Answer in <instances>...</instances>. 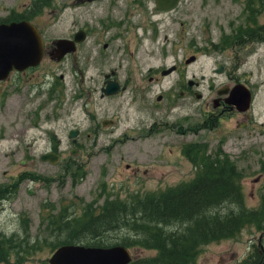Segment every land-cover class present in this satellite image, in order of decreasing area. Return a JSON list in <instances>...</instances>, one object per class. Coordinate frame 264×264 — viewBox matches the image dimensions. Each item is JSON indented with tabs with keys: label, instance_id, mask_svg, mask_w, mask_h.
<instances>
[{
	"label": "rangeland",
	"instance_id": "1",
	"mask_svg": "<svg viewBox=\"0 0 264 264\" xmlns=\"http://www.w3.org/2000/svg\"><path fill=\"white\" fill-rule=\"evenodd\" d=\"M14 1L0 0V15L7 12L3 6L12 5ZM262 1L259 0V8ZM58 2L52 0L51 9L45 11L44 34L49 40L63 33L70 22L79 21L77 9L61 11ZM241 4V0H181L176 10L153 14L156 19H161L158 22L159 40L164 39L166 33V38L178 33L185 42L188 39L195 42L193 50L199 53V58L189 68L195 75L188 76L200 81L202 96L179 98L178 108L164 116L170 122L182 116L179 123H184V126L165 124L148 133L144 125L132 126L136 123L134 117H125L128 106L126 92L112 98L111 102L106 99L99 101L98 98L99 106L108 107L110 113L118 111V131L123 126H129L128 137H132L109 144L108 135L103 133L100 142L85 143L80 153H70L69 149L75 145L64 136L59 150L63 151L65 157L83 164L79 168L74 165L75 162H70L68 168L75 174L73 181L65 179L67 173L62 161L52 163L41 160L39 156L52 145L48 130L54 129L59 135L67 132L69 125H63L60 117L64 112L57 109L45 115L52 103L47 106L42 103L40 106L44 107L40 119L34 117L30 121L28 115L33 114V110L28 109H32V106L18 108L10 83L0 82V264H13L17 256H21V264H42L63 241L108 246L122 244L121 239L127 238L131 241L128 248L134 259L155 256L158 248L154 246L155 239H151L153 236L149 233L151 222H138L141 220H136L135 216H139V212L130 218L131 210L126 208L120 223L90 222L88 218L91 213L99 212L103 201H108L113 207L119 200L126 202L130 208L146 195L189 182L202 167L201 160L205 157L213 160L216 156L228 154L238 170L236 182L240 196L229 206L226 202V206L234 207V211L245 209L246 212L259 213L261 209L264 213V7L258 17L261 37L240 66L249 73L240 76L253 94L250 108L244 112L236 111L220 120L212 116L206 121V103L210 96L207 95V82H202L199 75L205 73L213 63V60L206 58V54L212 51L203 44L206 31L210 29L211 35H217L221 25L236 21V12ZM149 5L152 6L151 3ZM136 17L134 15L132 18ZM142 29L137 28L138 33H142ZM134 32L135 28L131 27V37ZM99 39L102 38L99 37L98 42L94 43L93 34L88 36L83 43L85 46L82 44L83 48L77 52V64L69 59L60 61L50 57L22 74L12 71L10 75H71L70 69L73 73L84 69L85 75H102V71L116 65L120 59L125 63L127 53L120 54L116 47L95 57V46L99 47L101 42ZM142 39L144 45L137 50L140 51L139 55L142 52L146 57L151 41L147 35ZM120 41L115 39L114 45ZM159 60H149L148 63H159ZM170 61V57L165 60L166 63ZM124 72L121 69L120 75ZM229 76L234 75H216L215 80L222 83ZM173 77L175 75H168L150 83L152 93L166 88ZM235 80L233 77L227 83L233 84ZM43 97H38L35 103ZM188 113H192L189 121L193 122L189 131L185 128L187 119L184 118ZM80 120L84 127L85 121ZM183 129L185 132H182ZM138 134H141V138H137ZM195 148H198L197 151ZM196 152L199 155L196 156ZM126 163H129L128 167ZM134 168L137 169L136 173L133 172ZM79 178L80 181L77 180ZM133 223H136V227L131 226ZM158 225L161 231L169 232L187 227L190 222ZM138 238L142 240L137 242ZM3 247L9 252L6 260H2ZM250 259H254L255 264H264V220L262 224L246 222L232 235L203 242L190 264H247L244 261Z\"/></svg>",
	"mask_w": 264,
	"mask_h": 264
},
{
	"label": "flooded vegetation",
	"instance_id": "2",
	"mask_svg": "<svg viewBox=\"0 0 264 264\" xmlns=\"http://www.w3.org/2000/svg\"><path fill=\"white\" fill-rule=\"evenodd\" d=\"M241 1L240 9L236 12V21L231 20L230 24L221 25L217 35H211L210 29L206 31V41L203 44L212 49L209 54H206V58L213 60L210 68L208 67L205 73L199 74L202 82H207V95L210 96L206 103L208 111L206 121H209L212 116L220 120L221 117L231 116L236 111H240L228 102L227 97L230 88L234 84L242 82L240 75H249L240 66L248 58L254 44L261 37L258 17L264 7V1L260 8L259 0ZM51 2L52 0H15L12 5L3 6L7 12L0 15V22L26 19L35 24L44 42L40 63L51 57L60 61L69 59L77 64L79 59L77 52L83 48V43L90 34L94 36V43L98 42L99 37L102 38L99 39L100 46H95V57H98V54H104L113 47H116L120 54L127 53L125 63L120 59L116 65L102 71V75L99 73L85 75L84 69L73 73L70 69L71 75H7L0 80V82L10 83L18 108L21 109L23 105L32 106V109H28V111L33 110V114L28 115L30 121L34 117L40 119L43 107L49 103L52 105L45 115L53 113L57 109L64 112L60 117L63 125H69L67 132L59 135L54 129L48 130L52 145L44 152L58 153V161H62L65 166L66 180H74L73 175L75 174L68 168L71 166V161L75 162L74 165L79 168L83 164L65 157L63 151L59 150L58 146L64 142V136L71 144L75 145L69 149L70 153H80L85 143L100 142L103 133L108 135L106 138L109 139V144L119 143L132 137H128L130 136L129 126H123V129L118 131L120 126L118 111L110 113L108 107L99 106L98 98L99 101L106 99L107 102H111L112 98L126 92L128 106L124 113L125 117L128 119L134 117L136 123L132 126L144 125L146 129L148 128L147 133L159 129L165 124H172L173 127L184 126V123H179L182 116L171 122L164 116H167L172 109L178 108L179 98L202 96L199 87L200 81L188 76L195 75L189 68L197 61L199 53L193 50L194 41L191 40V43L188 39L185 42L178 33L172 38H166V33L164 34L165 38L159 40L158 22L161 19L153 17V14L158 11L168 13L176 10L179 2L176 7L163 11L157 7L156 0H59L61 11L66 8L77 9L79 21L70 22L63 33L49 40V37L44 34L46 25L43 24V21L45 11L51 9ZM134 15L137 16L136 19L132 18ZM131 27L135 28L133 37H131ZM139 27L143 28L142 33H138L137 28ZM145 35L151 41L149 55L146 57L142 52V55H139L140 51L137 50L139 46L144 45L142 38ZM57 38L64 40L61 48L64 52L59 59L55 49ZM115 39L121 41L114 45ZM131 44H133V49ZM185 48H187L186 51ZM167 57L171 59L169 63L165 62ZM149 60H159V63L149 64ZM29 67L33 68L34 66L15 71L22 74L30 69ZM121 69L125 70L123 75H120ZM137 70L138 74H136ZM189 70L190 74H188ZM168 75H175L173 81L166 88H161L160 92L152 93L150 83L157 82ZM216 75L234 76L226 77L228 80L220 83L215 80ZM233 77L236 79L234 83H227ZM110 86L116 87L115 90L106 92L105 88ZM213 92L216 95L212 96ZM149 94L153 95L149 96ZM41 95L44 97L35 103ZM42 103L44 106H40ZM210 106L211 108H209ZM184 118L187 119L185 128L189 131V127L193 125V122L189 121L192 119V113L186 114ZM80 119L85 121L84 127H82ZM149 119L151 120L148 122ZM182 132H185V129ZM137 138H141V134H138ZM44 152L39 155L40 159ZM125 166L128 167L129 163H126ZM133 172L136 173L137 169L134 168ZM77 180L80 181V178ZM96 206L99 205L96 204Z\"/></svg>",
	"mask_w": 264,
	"mask_h": 264
},
{
	"label": "trees",
	"instance_id": "3",
	"mask_svg": "<svg viewBox=\"0 0 264 264\" xmlns=\"http://www.w3.org/2000/svg\"><path fill=\"white\" fill-rule=\"evenodd\" d=\"M195 149L197 151L198 148ZM195 155L197 156L199 153L196 152ZM215 158L213 160L206 157L202 159V167L189 182L159 193L146 195L130 208L127 207L126 202L119 200H116V205L113 207L109 205L108 201H105L99 212L91 213L88 221L117 223L124 218L126 208L131 210L130 218L134 217L135 212H139L141 216H135V219L141 220L138 222L150 221V228H155V230L150 229L149 233L153 236L151 239H155L154 246L158 248V253L146 259H132L127 264H190L194 253L203 242L232 235L246 222L256 221L262 224L264 220V213L261 209L257 213V211L246 212L245 209L234 211V207H228L234 199L240 196L236 182L238 170L228 154H224V157L216 156ZM226 202L228 206H226ZM221 210L225 211L220 213ZM83 218L85 219V217ZM183 221L190 222V225L180 227V230L177 231L163 232L158 225H169L172 222L184 223ZM135 224L133 223L131 226L136 227ZM157 229L159 231H156ZM141 240L138 238L136 241ZM121 241L126 246L131 244L127 238H122ZM7 253L9 255V252L3 247L2 260H6V257L9 258ZM252 260L254 259L244 262L255 264ZM13 264H21V256H17ZM42 264L49 263L43 262Z\"/></svg>",
	"mask_w": 264,
	"mask_h": 264
},
{
	"label": "water",
	"instance_id": "4",
	"mask_svg": "<svg viewBox=\"0 0 264 264\" xmlns=\"http://www.w3.org/2000/svg\"><path fill=\"white\" fill-rule=\"evenodd\" d=\"M178 0H156L157 7L169 10L176 6ZM64 40H56L58 58ZM61 50V51H60ZM43 52V39L38 28L29 20H13L0 23V79L8 75L15 67L23 69L40 61ZM116 87H106L112 92ZM228 102L239 110H246L251 101V91L243 83L233 85L228 93ZM58 153L49 151L41 155V159L51 162L58 160ZM131 260L130 250L123 244L108 246L85 245L82 243H63L56 247L48 257L50 264H127Z\"/></svg>",
	"mask_w": 264,
	"mask_h": 264
}]
</instances>
